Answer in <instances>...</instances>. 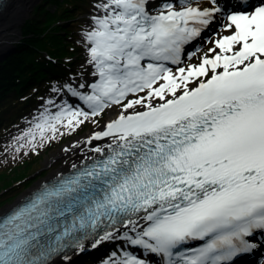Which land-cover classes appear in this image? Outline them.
<instances>
[{
  "label": "snow or ice",
  "instance_id": "1",
  "mask_svg": "<svg viewBox=\"0 0 264 264\" xmlns=\"http://www.w3.org/2000/svg\"><path fill=\"white\" fill-rule=\"evenodd\" d=\"M207 2L97 0L82 35L98 81L90 95L69 91L93 117L122 110L85 141H104L93 155L0 218V264H51L88 240L141 251L103 264H152L149 254L158 264H235L264 250V0L225 5L223 22L220 0ZM205 32L212 47L183 64L184 46L197 41L198 51ZM81 117L89 112L70 107L42 116L27 142L35 148L37 132L54 139L64 120L74 130ZM192 242L201 243L181 250Z\"/></svg>",
  "mask_w": 264,
  "mask_h": 264
},
{
  "label": "rangeland",
  "instance_id": "2",
  "mask_svg": "<svg viewBox=\"0 0 264 264\" xmlns=\"http://www.w3.org/2000/svg\"><path fill=\"white\" fill-rule=\"evenodd\" d=\"M43 1L44 0H32V2L26 6V11L23 13L18 23V28L12 30L10 34L11 41L9 47L1 51L0 56L15 50L16 44L22 37V26L30 17L36 15V13H34L35 7L39 4H41L42 7L49 4V1L47 3H43ZM96 3L97 0H93L91 2L93 6L88 8V12H85L86 15L81 14L76 18L80 20V25L73 22L67 26V28L74 32L70 41L74 45L71 51L75 53V62L65 70L60 69L62 73L65 74V78L62 80H50L48 85H44V87H49L48 90L45 89V95L38 98L35 101V105L26 110L17 123L13 122L8 128L0 130V215L19 202V200L35 186L49 179L53 174L60 172L61 168L64 166V160L53 158L54 154L65 151L64 149L71 142L84 137L93 129L100 128L106 122L108 111L105 109L99 116L93 117L90 114L87 120L81 117L82 123L75 126L74 130L71 131L68 127H65V125H67V120H64L63 124H57V132L54 139L51 138V132H46V139L41 141L39 132H37L35 148L27 142L29 138L25 137V133L33 130L35 124L41 121L42 116L49 114L56 115L62 110L61 106L65 104L66 101L65 87L77 86V84L90 87L88 78H92L94 69L93 65L89 63L90 57L88 47L82 34L89 30L92 25L91 15H97V11L94 7ZM86 16H90V18ZM210 45L208 44L205 49H203L205 53L210 48ZM200 57H202V55L195 57L193 61L196 63L199 62ZM14 93L15 92L12 91L9 94V100L0 106V110L2 109L1 112L11 107V104L15 100V97H13ZM139 95L143 96L144 93H140ZM135 98V96L129 97V99ZM49 101L52 103H49ZM116 107L118 109L122 108L120 105H116ZM21 137H24V139H21ZM21 144L23 147H20ZM17 148H20V150L17 151ZM74 160L75 159H73V161ZM73 161H68L67 163L72 164ZM31 172H34V174L21 181L17 179L20 175H22L20 177L22 178L24 175ZM5 182L11 185L7 189H5Z\"/></svg>",
  "mask_w": 264,
  "mask_h": 264
},
{
  "label": "trees",
  "instance_id": "3",
  "mask_svg": "<svg viewBox=\"0 0 264 264\" xmlns=\"http://www.w3.org/2000/svg\"><path fill=\"white\" fill-rule=\"evenodd\" d=\"M48 1L45 7L41 4L35 7L36 15L22 26V37L16 44L14 54L0 63V106L3 101L9 100L8 94L12 90L17 91L14 112L11 113L10 108L4 112L0 110V130L17 121L31 101L43 94V83L50 80L49 76L57 72V67L65 70L72 66V61H65L75 54L71 51L74 45L70 41L74 32L67 26L73 22L79 24L76 18L85 13V7L91 6L90 0H44L43 3ZM44 54L58 60V65ZM33 90L36 92L33 93ZM22 98L24 101H20ZM32 174L34 172L22 178L20 175L17 179L21 181ZM10 186L5 182V189ZM82 264H86V261Z\"/></svg>",
  "mask_w": 264,
  "mask_h": 264
},
{
  "label": "bare ground",
  "instance_id": "4",
  "mask_svg": "<svg viewBox=\"0 0 264 264\" xmlns=\"http://www.w3.org/2000/svg\"><path fill=\"white\" fill-rule=\"evenodd\" d=\"M31 2H32V0H10L7 3V5L5 6V8L3 9V12L0 13V52L9 47L10 41H11L10 34H11L12 30H14L15 28L16 29L18 28V25H19L18 23H19L20 19L22 18L23 13L26 11V6H28ZM201 2L208 4L207 0H201ZM211 47H212V44H211L210 48ZM93 69H94V67H93ZM97 81H98V76H92V78H90V77L88 78V82L90 85L92 83L97 82ZM90 94H91V88L89 89L88 93H84L83 95H90ZM106 110L108 111V117L106 119V122H108L109 115L113 114L117 111H121L122 108L118 109L116 107V105H114L110 108H107ZM131 112H132V110H129V114H131ZM106 122H105V124H106ZM105 124L102 125L98 129H93L92 131L87 133L84 137L78 138L77 140H74L73 142H71L64 149L65 151H60V152H57L56 154H54L53 158L64 160V166L61 168L59 173L53 174L50 178H55V177L59 176L60 174L66 173L69 169H71V166L73 164H77L78 161L81 162L83 160V154L86 153L89 156L93 155V153L87 152V149L89 147H92V146H99L100 144L104 143V141H92L91 145L86 144L85 141L95 132L102 130L105 127ZM73 159H75V160L73 161ZM68 161H73V162H72V164L71 163L68 164L67 163ZM42 183L38 184L29 193L24 195V197L21 200H19V202L24 200L34 190L38 189ZM19 202H17V203H19ZM11 208H13V206L10 207V209ZM109 264H112V262L109 261ZM262 264H264V262Z\"/></svg>",
  "mask_w": 264,
  "mask_h": 264
},
{
  "label": "water",
  "instance_id": "5",
  "mask_svg": "<svg viewBox=\"0 0 264 264\" xmlns=\"http://www.w3.org/2000/svg\"><path fill=\"white\" fill-rule=\"evenodd\" d=\"M14 51L15 50H12V51H10L9 53H7L5 55H1L0 56V63L3 62V61H5L9 56L13 55L14 54Z\"/></svg>",
  "mask_w": 264,
  "mask_h": 264
}]
</instances>
